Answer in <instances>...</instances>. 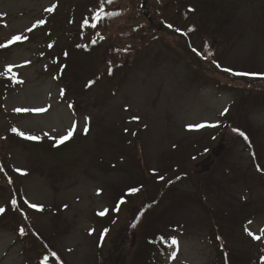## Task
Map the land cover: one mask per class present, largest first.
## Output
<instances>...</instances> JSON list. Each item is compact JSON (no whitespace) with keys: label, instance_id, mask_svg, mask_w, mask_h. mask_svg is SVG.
I'll use <instances>...</instances> for the list:
<instances>
[{"label":"rangeland","instance_id":"1","mask_svg":"<svg viewBox=\"0 0 264 264\" xmlns=\"http://www.w3.org/2000/svg\"><path fill=\"white\" fill-rule=\"evenodd\" d=\"M143 1L0 0V264H264V0Z\"/></svg>","mask_w":264,"mask_h":264},{"label":"snow or ice","instance_id":"2","mask_svg":"<svg viewBox=\"0 0 264 264\" xmlns=\"http://www.w3.org/2000/svg\"><path fill=\"white\" fill-rule=\"evenodd\" d=\"M111 2H112V0H108V3H111ZM47 11L51 12V11H53V9H52V8H49V9H47ZM101 11H103L102 8H101ZM109 15H113V14H112V13H109ZM96 19H97V20L100 19V13H99V12L96 14ZM37 23H38V24H43L44 21L41 20V21H38ZM85 23H87V21H86ZM92 27H96V25L93 24ZM170 27H171V26H170ZM27 31L30 32V31H32V29L29 28V29H27ZM26 39H27V37H25V36L15 35V36H13V37L11 38V40L9 41V43H12V42H18V41H22V40H26ZM6 46H7V45H0V47H6ZM193 51L195 52L196 49H193ZM197 54L199 55V53H197ZM213 63L216 64L217 67H220V65H219L216 61H213ZM223 70H224L225 72H230V73H232L233 75H254V74H250V73L233 72V70L230 69V68H224ZM11 71H12V66L10 65V66H8V67L6 68V72H11ZM6 72H5V73H0V75H5ZM110 72H111V68H109V73H110ZM69 107H71V105H69ZM16 111H18V112H20V111H34V112H37V113H41V112H45V111H47V109H46V108H36V109H16ZM132 119L138 121V120H139V117H138V116H133ZM188 127L191 129L193 126H192V125H189ZM195 127H196V128H202V127H204V125H196ZM74 129H75V125H73L72 127H70V128L68 129L66 135H62V136H60L59 139L57 140V145L62 144V143H64L66 140L70 139V138L72 137V135H73ZM12 131H13V132H16L17 135L22 136V137H24L25 139H30V140H38V139H40L39 137L32 136V135H27V134H25L24 132H20V131H18V130L15 129V128H13ZM84 131H85V132L88 131L87 124L85 125V129H84ZM234 131H238V130H237V129H234ZM240 135H241V136H244V133H243V132H240ZM244 138L247 139L246 136H244ZM17 171H20V170L17 169ZM160 179H163V177H160ZM137 191H139V189H137V188H132V189L129 190L130 193H135V192H137ZM13 203H15V201H13ZM121 203H123V201H121ZM29 206H30L31 208H34V209L38 210V211H42V210H43V206H42V205L30 204ZM3 211H4V209L0 208V212H3ZM105 214H106V210H105V211H101V212L98 213V215H100V216H104ZM251 223H252V221H248V224H251ZM20 231H21V234L24 233V229H23V228H21ZM245 231L248 233L249 236H251V237H252L253 239H255V240H260L262 237H264V228H262V229L260 230V233H261L260 235H256L255 233H253V232H252L249 228H247V227H245ZM172 243H173V244L176 243L175 239L172 240ZM51 255H52L53 257H57V254H56L54 251L51 253ZM57 259H59V258L57 257ZM47 262H48V257L45 256V257H44V264H47Z\"/></svg>","mask_w":264,"mask_h":264},{"label":"trees","instance_id":"3","mask_svg":"<svg viewBox=\"0 0 264 264\" xmlns=\"http://www.w3.org/2000/svg\"><path fill=\"white\" fill-rule=\"evenodd\" d=\"M192 51V50H191ZM252 79V78H251ZM249 80V79H248ZM262 80H264V79H262Z\"/></svg>","mask_w":264,"mask_h":264},{"label":"water","instance_id":"4","mask_svg":"<svg viewBox=\"0 0 264 264\" xmlns=\"http://www.w3.org/2000/svg\"><path fill=\"white\" fill-rule=\"evenodd\" d=\"M134 235V234H133Z\"/></svg>","mask_w":264,"mask_h":264}]
</instances>
